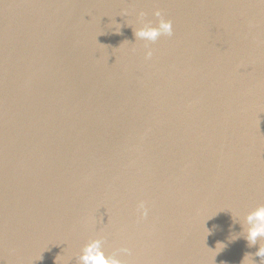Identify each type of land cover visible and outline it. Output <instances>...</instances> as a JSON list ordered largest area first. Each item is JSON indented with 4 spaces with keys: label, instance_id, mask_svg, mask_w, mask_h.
<instances>
[{
    "label": "water",
    "instance_id": "water-1",
    "mask_svg": "<svg viewBox=\"0 0 264 264\" xmlns=\"http://www.w3.org/2000/svg\"><path fill=\"white\" fill-rule=\"evenodd\" d=\"M262 204L264 0H0V264H264Z\"/></svg>",
    "mask_w": 264,
    "mask_h": 264
},
{
    "label": "clouds",
    "instance_id": "clouds-1",
    "mask_svg": "<svg viewBox=\"0 0 264 264\" xmlns=\"http://www.w3.org/2000/svg\"><path fill=\"white\" fill-rule=\"evenodd\" d=\"M140 15L143 17L145 14L141 13ZM154 15L159 18L158 23L154 25L152 21H148L144 23L143 27L136 29L138 39L155 43L161 36L170 37L174 35L173 21L164 18L160 10H157ZM147 56L150 58L152 52L148 51ZM244 225H246V227L243 226L244 234L249 246H254L258 240H264V204L247 214ZM103 243V238L93 239L88 242L79 256V264H123L119 253H128L130 250L122 248L108 254L104 251ZM256 255L264 258V246H260Z\"/></svg>",
    "mask_w": 264,
    "mask_h": 264
}]
</instances>
